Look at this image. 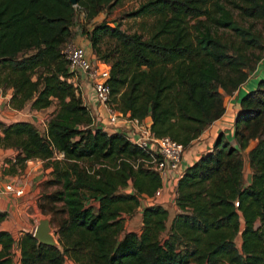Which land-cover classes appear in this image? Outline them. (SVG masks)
Wrapping results in <instances>:
<instances>
[{
	"label": "trees",
	"instance_id": "obj_1",
	"mask_svg": "<svg viewBox=\"0 0 264 264\" xmlns=\"http://www.w3.org/2000/svg\"><path fill=\"white\" fill-rule=\"evenodd\" d=\"M122 1L76 0L86 22L81 33L110 64L116 108L149 116L157 136L187 148L222 116L224 96L264 54V0H145L127 15L154 18L147 37L105 20L90 23ZM75 16L70 0H0V89L12 90L14 109L55 105L43 133L29 120L0 122V145L16 152L8 172L43 160L52 168L47 184L60 185L47 197L63 201L67 213L58 247L39 243L33 232L15 239L0 230V264H14V247L20 264H264V78L240 101L233 142L221 134L185 168L171 221L167 208L151 203L140 231H126L125 215L162 180L141 160L148 157L142 149L92 124L62 52L77 35ZM7 216L0 210V223Z\"/></svg>",
	"mask_w": 264,
	"mask_h": 264
},
{
	"label": "crops",
	"instance_id": "obj_2",
	"mask_svg": "<svg viewBox=\"0 0 264 264\" xmlns=\"http://www.w3.org/2000/svg\"><path fill=\"white\" fill-rule=\"evenodd\" d=\"M79 44H88L85 37L77 33L75 37ZM264 78V54L253 70L248 72L246 80L240 84L232 94L224 96L225 111L222 116L216 119L212 124L205 128L200 135L194 139L185 149L183 154V164L187 166L193 164L202 154L209 152L215 144L217 138L224 134L231 142H233L234 120L240 110V101L250 91L257 87L258 82ZM81 84V94L89 107L95 104L94 92L88 84L84 76H79ZM10 92H3L0 89V122L9 124L19 120H29L36 125L40 121V116L44 113H51L52 107L44 110H31L29 105L22 109H14L9 104ZM46 118V117H45ZM143 121L151 125V118L145 117ZM2 132L0 130V137ZM252 143V142H251ZM16 152L9 147L0 145V210L7 211V218L0 223V230H6L18 239L24 232H33L35 229L30 226L38 208V198L44 193L43 183L51 175V167H46L43 160H29L22 171L8 172L10 163L6 160H13ZM11 186V190L7 189ZM127 192H131L132 188L127 187ZM175 186L166 184L163 188L161 196L157 203L161 204L168 210V222L179 211L175 203ZM21 189L23 193L16 195L15 191ZM150 204L147 199H143L139 207H137L142 216V209L145 205ZM30 228V229H29Z\"/></svg>",
	"mask_w": 264,
	"mask_h": 264
},
{
	"label": "built area",
	"instance_id": "obj_3",
	"mask_svg": "<svg viewBox=\"0 0 264 264\" xmlns=\"http://www.w3.org/2000/svg\"><path fill=\"white\" fill-rule=\"evenodd\" d=\"M73 6L75 9L80 10L77 3ZM77 33L83 35L79 30H77ZM85 40L87 39L85 38ZM62 52L72 74L69 80L75 86L84 104L89 108L92 124L107 133L123 134L128 141L147 154L148 157L141 160L146 166L159 174L162 186L155 191L152 197L146 199L150 204L157 203L166 184L170 183L175 187L177 186V182L185 170L183 154L186 148L169 136H157L151 130L150 125L143 120L133 118L129 113H123L116 108L111 99L110 87L107 83L110 64L99 60L95 56L89 42L84 45L79 44L76 39H72L65 43ZM79 76H84L87 79L94 92L95 104L93 107H89L88 102L81 94ZM49 116L45 118L46 122L43 124L45 130ZM40 121H42L41 118ZM11 188V186H7L8 190H11ZM22 193L23 190L21 189L15 191L16 195Z\"/></svg>",
	"mask_w": 264,
	"mask_h": 264
},
{
	"label": "rangeland",
	"instance_id": "obj_4",
	"mask_svg": "<svg viewBox=\"0 0 264 264\" xmlns=\"http://www.w3.org/2000/svg\"><path fill=\"white\" fill-rule=\"evenodd\" d=\"M145 0H124L116 5H114L112 8L104 7L98 15L93 19V22L90 23H99L101 21H108L113 25H119L122 30H124L127 33H141L145 35L146 37L149 34V31L151 29V26L154 22V18L150 16L145 17H129L127 14L134 10L141 2ZM76 11V18L74 26L72 27V31L75 32L77 30L81 31V28L86 27V22L83 21V19L79 18L80 12L75 9ZM81 27V28H80ZM83 30V29H82ZM31 52V51H30ZM3 91V90H2ZM3 92H10V95L12 93L11 89H5ZM52 111L55 109V105L52 106ZM51 111V113H52ZM51 113H44L42 114L41 120L36 123V126L38 127L39 131L42 133L45 131V126L43 125L45 121V117H48ZM256 141H252V145ZM251 177V169L249 166V162L247 159V151L244 152V184H247L250 181ZM52 177L50 175L49 178L45 180L43 183V195L38 198V208L39 212H37V215L33 218L36 220V222L30 221V228L38 223V219L41 217H49L50 222L52 225V228L54 230V234L56 236V233L58 231V228L62 224V222L67 218V213L65 210V206L63 201H56L52 198H49L47 196H50L51 193L56 192L60 189V185H51L47 184V181L50 180ZM124 190V189H123ZM125 190H129L125 189ZM94 205V201L92 202ZM140 212L138 209L134 210L133 213L128 216L125 215V230L126 231H135L139 232L141 229V216L139 214ZM29 228V229H30ZM34 231V230H33ZM57 238V236H56ZM237 245L239 246V240L237 241ZM13 262L14 264H20L19 258H20V252L17 247H14L13 252ZM66 263L68 264H74L69 259H66ZM194 264V263H191Z\"/></svg>",
	"mask_w": 264,
	"mask_h": 264
},
{
	"label": "water",
	"instance_id": "obj_5",
	"mask_svg": "<svg viewBox=\"0 0 264 264\" xmlns=\"http://www.w3.org/2000/svg\"><path fill=\"white\" fill-rule=\"evenodd\" d=\"M70 2L72 5L76 4V0H70ZM33 236L39 243L54 247L59 246L49 217H41L38 219V223L36 224L33 231Z\"/></svg>",
	"mask_w": 264,
	"mask_h": 264
}]
</instances>
